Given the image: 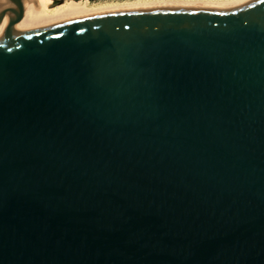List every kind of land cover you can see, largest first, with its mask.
I'll return each instance as SVG.
<instances>
[{"label": "water", "instance_id": "95a60500", "mask_svg": "<svg viewBox=\"0 0 264 264\" xmlns=\"http://www.w3.org/2000/svg\"><path fill=\"white\" fill-rule=\"evenodd\" d=\"M0 264H264V3L0 37Z\"/></svg>", "mask_w": 264, "mask_h": 264}, {"label": "bare ground", "instance_id": "6f19581e", "mask_svg": "<svg viewBox=\"0 0 264 264\" xmlns=\"http://www.w3.org/2000/svg\"><path fill=\"white\" fill-rule=\"evenodd\" d=\"M246 1L249 0H124L105 3L65 0L62 4L53 6L51 0H21L20 21L7 31L0 26V37L52 22L104 12L156 8L223 9L231 8Z\"/></svg>", "mask_w": 264, "mask_h": 264}, {"label": "rangeland", "instance_id": "374dc122", "mask_svg": "<svg viewBox=\"0 0 264 264\" xmlns=\"http://www.w3.org/2000/svg\"><path fill=\"white\" fill-rule=\"evenodd\" d=\"M116 1H119V0H97L95 2H98V3H105V2H116ZM124 1V0H123Z\"/></svg>", "mask_w": 264, "mask_h": 264}, {"label": "trees", "instance_id": "16d2710c", "mask_svg": "<svg viewBox=\"0 0 264 264\" xmlns=\"http://www.w3.org/2000/svg\"><path fill=\"white\" fill-rule=\"evenodd\" d=\"M60 1H65V0H60ZM87 1H89V2H95L97 0H87ZM119 1H123V0H119Z\"/></svg>", "mask_w": 264, "mask_h": 264}, {"label": "snow or ice", "instance_id": "6c2138e0", "mask_svg": "<svg viewBox=\"0 0 264 264\" xmlns=\"http://www.w3.org/2000/svg\"><path fill=\"white\" fill-rule=\"evenodd\" d=\"M261 3H264V0H260Z\"/></svg>", "mask_w": 264, "mask_h": 264}]
</instances>
